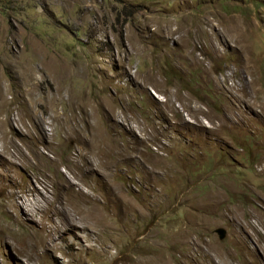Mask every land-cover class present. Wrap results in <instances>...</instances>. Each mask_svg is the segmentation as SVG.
Wrapping results in <instances>:
<instances>
[{
  "label": "rangeland",
  "instance_id": "obj_1",
  "mask_svg": "<svg viewBox=\"0 0 264 264\" xmlns=\"http://www.w3.org/2000/svg\"><path fill=\"white\" fill-rule=\"evenodd\" d=\"M0 264H264V0H0Z\"/></svg>",
  "mask_w": 264,
  "mask_h": 264
},
{
  "label": "bare ground",
  "instance_id": "obj_2",
  "mask_svg": "<svg viewBox=\"0 0 264 264\" xmlns=\"http://www.w3.org/2000/svg\"><path fill=\"white\" fill-rule=\"evenodd\" d=\"M145 137V136H144ZM146 138V137H145ZM5 144V143H4ZM96 145H93V147H95ZM4 149L6 148V145H3L2 146ZM102 158V157H101ZM164 159L162 158V157H159V153H158V157L156 158V165H159L160 164V162H162ZM163 165V164H162ZM158 167H160V166H158ZM153 173V172H152Z\"/></svg>",
  "mask_w": 264,
  "mask_h": 264
},
{
  "label": "water",
  "instance_id": "obj_3",
  "mask_svg": "<svg viewBox=\"0 0 264 264\" xmlns=\"http://www.w3.org/2000/svg\"><path fill=\"white\" fill-rule=\"evenodd\" d=\"M221 233H220V237H223L224 234H223V231L222 230H219Z\"/></svg>",
  "mask_w": 264,
  "mask_h": 264
}]
</instances>
